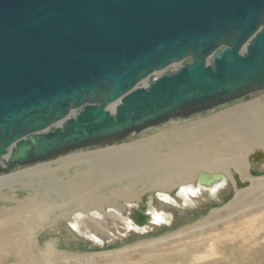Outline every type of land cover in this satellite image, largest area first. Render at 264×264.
<instances>
[{
  "label": "water",
  "instance_id": "95a60500",
  "mask_svg": "<svg viewBox=\"0 0 264 264\" xmlns=\"http://www.w3.org/2000/svg\"><path fill=\"white\" fill-rule=\"evenodd\" d=\"M261 91L264 0H0V175Z\"/></svg>",
  "mask_w": 264,
  "mask_h": 264
},
{
  "label": "bare ground",
  "instance_id": "6f19581e",
  "mask_svg": "<svg viewBox=\"0 0 264 264\" xmlns=\"http://www.w3.org/2000/svg\"><path fill=\"white\" fill-rule=\"evenodd\" d=\"M254 97V94L250 96ZM250 98L218 108L205 116L170 121L151 130H143L120 144L61 156L52 161L56 163L55 167L50 165L51 162L39 163L0 175V264H98L93 261V255L86 262L80 256L57 251L54 242L41 246L40 235L60 221H70L72 230L81 235L103 230L107 219L101 214L108 206L114 218L132 228L127 219L114 213L119 212L116 202H132L141 193L153 190L168 192L182 188L187 190L184 195H190V188L196 187L203 172L221 173L233 183L232 175L237 173L243 181L250 182V188L238 189L235 199L222 209L229 217H239V213L243 216L250 214L256 205L264 208V203L259 202L261 199L264 202V162L257 169L262 173L260 177L252 175L249 164L251 155L264 151V93L257 94L249 103L237 104ZM115 107L109 109L113 111ZM162 127L166 129L155 132ZM143 133L150 135L134 139ZM70 170H75L73 176H69ZM58 174L64 177L60 178ZM224 184L211 192L217 193ZM18 191L28 192V195L20 198ZM220 211H212L204 221L217 218ZM195 230L196 227L188 229L187 234L191 236ZM182 235L184 231L176 237ZM90 236L98 239L93 234ZM167 239L135 248H150L147 260L151 264L166 260L183 261L188 257L190 247L168 254L158 251L156 246L167 242ZM205 244L201 242L199 246ZM123 253L125 250L110 253V256L118 258ZM263 261L264 245L254 262L263 264ZM205 264H220V260Z\"/></svg>",
  "mask_w": 264,
  "mask_h": 264
},
{
  "label": "rangeland",
  "instance_id": "374dc122",
  "mask_svg": "<svg viewBox=\"0 0 264 264\" xmlns=\"http://www.w3.org/2000/svg\"><path fill=\"white\" fill-rule=\"evenodd\" d=\"M259 93H264V91ZM257 94H254V98L237 104L249 103L256 98ZM229 108L231 106L225 109ZM163 129L166 127L157 129L155 132L158 133ZM147 135L150 134L143 133L134 139ZM97 149L100 148L93 150ZM50 162L45 163H50L52 167L56 166L55 162ZM258 167L253 169L250 164V171L255 177L262 176V173L257 171ZM68 174L73 176L75 170H70ZM58 176L64 177L63 174H58ZM232 176H234L235 182L233 183L226 178V183L222 189L215 194L200 190L195 195L192 194L193 192L190 195H184L180 193V188H175L168 192L156 190L143 192L137 200L132 202H116L115 207L119 212L115 211L114 213L117 215L119 213L127 219L129 224L133 226L132 228H127L123 222L114 218L115 216L111 215L113 211L109 208L110 206L105 207L107 214L105 212L101 214L107 219L106 227L103 230H93V233L87 232L81 235L72 230L70 221H60L55 227L49 228L40 235L41 246L48 242H54L57 244V251L80 256L86 262L93 255V261L98 264L118 261L120 264H151L150 260H147L150 248H135V246L168 238L167 242L156 246L158 251L168 254L173 250L190 247L188 257L183 261H156L155 264H205L214 260H220V264H255L254 261L264 245V208L261 205H256L251 208L250 214L243 216V213H239L240 219L236 216L229 217L225 211H222L235 199L238 189L243 191L250 188L249 181H243L237 173ZM27 195L28 192L18 191L20 198H25ZM262 200L259 202L263 204ZM215 210H221L217 214V218L204 221ZM152 215L154 219H152ZM254 219L259 220L253 221ZM250 221H252L251 225L249 224ZM259 225L261 226L260 229ZM195 227L197 230L189 236L187 234L188 229ZM83 231L86 230L83 229ZM181 231H184V235L176 237V234ZM92 234L98 239L92 238L90 236ZM211 240L214 241L211 242ZM201 242H206V244L199 246ZM120 250H125V253L118 257L121 260L110 256V253ZM230 259L231 261H229Z\"/></svg>",
  "mask_w": 264,
  "mask_h": 264
},
{
  "label": "flooded vegetation",
  "instance_id": "af4514ba",
  "mask_svg": "<svg viewBox=\"0 0 264 264\" xmlns=\"http://www.w3.org/2000/svg\"><path fill=\"white\" fill-rule=\"evenodd\" d=\"M257 171H258V170H257ZM221 189H222V188H221ZM221 189H220V190H221ZM220 190H219V191H220ZM204 191H205V190H204ZM219 191H218V192H219ZM206 192L211 193V192H209V191H206ZM211 194H212V193H211Z\"/></svg>",
  "mask_w": 264,
  "mask_h": 264
}]
</instances>
